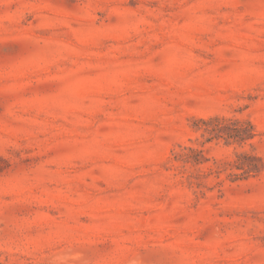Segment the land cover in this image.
<instances>
[{"label":"rangeland","instance_id":"1","mask_svg":"<svg viewBox=\"0 0 264 264\" xmlns=\"http://www.w3.org/2000/svg\"><path fill=\"white\" fill-rule=\"evenodd\" d=\"M0 264H264V0H0Z\"/></svg>","mask_w":264,"mask_h":264},{"label":"trees","instance_id":"2","mask_svg":"<svg viewBox=\"0 0 264 264\" xmlns=\"http://www.w3.org/2000/svg\"><path fill=\"white\" fill-rule=\"evenodd\" d=\"M221 132V130H219ZM241 129L239 128L238 130H235L233 133L232 132H229L227 133V136L228 137H232V138H236L237 140H242V139H245L247 136H243L241 134ZM226 133V132H225ZM239 165V164H238ZM238 167H241V166H238Z\"/></svg>","mask_w":264,"mask_h":264}]
</instances>
